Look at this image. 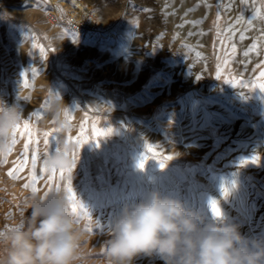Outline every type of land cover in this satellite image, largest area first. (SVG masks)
I'll return each instance as SVG.
<instances>
[{"label": "rangeland", "instance_id": "374dc122", "mask_svg": "<svg viewBox=\"0 0 264 264\" xmlns=\"http://www.w3.org/2000/svg\"><path fill=\"white\" fill-rule=\"evenodd\" d=\"M183 1L0 0V105L22 112L16 143L0 156V231L24 226L34 196L56 191L69 197L70 187L80 234L75 264H108L105 243L115 219L158 191L207 221L214 199L247 243L264 244V79L256 80L264 71V0ZM84 7L98 12V34L74 35L62 21L51 22ZM205 84L214 95L204 92ZM57 104L59 120L52 110ZM59 122L67 127L58 130ZM57 148L71 166L53 173L44 162ZM132 264L164 262L141 255Z\"/></svg>", "mask_w": 264, "mask_h": 264}, {"label": "clouds", "instance_id": "9594fccd", "mask_svg": "<svg viewBox=\"0 0 264 264\" xmlns=\"http://www.w3.org/2000/svg\"><path fill=\"white\" fill-rule=\"evenodd\" d=\"M52 110L59 120V105ZM21 119L19 107L0 105V156L11 151ZM66 127V122H59L58 130ZM44 166L57 171L71 165L60 150L48 156ZM213 201H208L213 219L207 221L179 199L149 193L115 219L105 243L108 264H132L141 255L158 257L164 264H264V244L247 243L238 225L225 222L217 201L219 215L213 211ZM70 203L63 192L53 191L43 199L34 196L24 226L0 231V264H75L80 234Z\"/></svg>", "mask_w": 264, "mask_h": 264}, {"label": "bare ground", "instance_id": "6f19581e", "mask_svg": "<svg viewBox=\"0 0 264 264\" xmlns=\"http://www.w3.org/2000/svg\"><path fill=\"white\" fill-rule=\"evenodd\" d=\"M184 1H185V0H184ZM184 1H183V2H184ZM188 1H189V0H188ZM203 1H204V0H203ZM208 1H210V0H208ZM189 2H190V1H189ZM210 2H212V1H210ZM191 3H193V2H191ZM198 3H199V2H198ZM205 3H206V2H205ZM193 4H194V3H193ZM208 4H210V3H208ZM188 5H190V4H188ZM196 5H197V4H196ZM203 5H204V4H203ZM69 6H70V7L73 6L71 2L69 3ZM193 6H194V5H193ZM193 6H192V7H193ZM209 6H210V5H209ZM218 6H219V5H218ZM226 6H227V5H226ZM185 7L187 8V6H185ZM219 7H220V6H219ZM230 7H231V6H230ZM199 8H200V7H199ZM206 8H207V7H206ZM211 8H212V7H211ZM191 9H192V8H191ZM201 9H202V8H201ZM227 9H228V8H227ZM193 10H194V9H193ZM204 10H205V9H204ZM189 11H190V10H189ZM198 11H199V10H198ZM207 11H208V10H207ZM198 13H199V12H198ZM221 13H222V12H221ZM226 13H227V12H226ZM195 14H196V13H195ZM203 14H204V13H203ZM223 14H225V13H222V16L225 17L226 14H225V15H223ZM234 14H235V13H234ZM30 15H31V14H30ZM187 15H189V14H187ZM204 15H205V14H204ZM204 15H203V16H204ZM208 15H209V14H208ZM228 15H229V14H228ZM228 15H227V16H228ZM192 16H193V15H192ZM209 16H210V15H209ZM209 16H208V17H209ZM51 17H52V16H51ZM216 17H217V15H216ZM199 18H200V17H199ZM52 19H53V21H56V22H58V23H60V21H61V20H59L58 18L56 19V18H54V17H53ZM200 19H201V18H200ZM226 19H228V20L230 19L229 21L232 22V20H231L230 17H229V18H226ZM198 20H199V19H198ZM216 20H217V19H216ZM195 21H196V20H195ZM205 21H206V20H205ZM233 22H235V21H233ZM229 23H230V22H229ZM229 23H228V25L231 24V23H230V24H229ZM199 24H200V23H199ZM224 24L226 25L227 23L224 22ZM215 25L217 26V23H216ZM225 25H224V26H225ZM231 25H232V24H231ZM236 25H237V24H236ZM239 25H240V24H239ZM203 26H204V25H203ZM235 27H237V26H235ZM239 27H240V26H239ZM225 28H226V27H224V29H225ZM217 29H218V28H217ZM203 30H204V29H203ZM230 30H231V29H230ZM252 30H254V29H252ZM199 31H201V30H199ZM224 31H225V30H224ZM245 31H246V30H245ZM247 31H248V30H247ZM249 31H250V30H249ZM254 31H255V30H254ZM201 32H202V31H201ZM65 33H66V35H68V36L70 37V34H69L68 32L65 31ZM207 33H208V31H207ZM257 33H258V32H257ZM209 34H210V33H209ZM247 34H248V33H247ZM74 35H75V34H74ZM74 35H73V36H74ZM256 35H257V34H256ZM134 36H135V35H134ZM134 36H132V37H134ZM65 37H66V36H65ZM201 37H202V36H201ZM262 37H263V36H262ZM66 38H68V37H66ZM75 38L78 40L79 43H82V41H79V39H78L77 37H75ZM79 38H80V37H79ZM135 38H136V36H135ZM257 38H258V37H257ZM208 39H209V38H208ZM260 39H262V38H260ZM71 40L76 41V40H74L73 38H72ZM13 41H14V40H13ZM73 41H72V42H73ZM131 41H132V40H131ZM133 41H134V40H133ZM76 42H77V41H76ZM78 42H77V43H78ZM135 42H136V41H135ZM200 42H201V41H200ZM207 43H208V42H207ZM218 43H219V42H218ZM225 43H226V42H225ZM82 44H83V43H82ZM230 45H232V44H230ZM232 46H233V45H232ZM83 48H84V47H83ZM80 49H81V48H80ZM120 49H121V48H120ZM132 49H134V48H132ZM132 49H130V50H132ZM134 50H135V53H132V54H136V52L139 51V50L136 51V49H134ZM224 50H226V49H223V52H225ZM229 50H231V47L228 48V52H229ZM232 50H233V49H232ZM232 50H231L230 52H232ZM116 51H117V50H116ZM116 51H115L114 53H116ZM125 51H126V50H125ZM132 51H133V50H132ZM200 51L202 52V50H200ZM218 51L220 52L221 50H218ZM108 52H109V51H108ZM121 52H122V51H121ZM121 52H120V53H121ZM127 52H128V51H127ZM127 52H126V53H127ZM263 52H264V51H263ZM17 53H18V52H17ZM17 53H16V54H17ZM114 53H113V54H114ZM195 53H196V52H195ZM110 54H111V53H110ZM116 54H117V53H116ZM128 54H129V53H128ZM128 54H126V57L129 56ZM218 54H219V53H218ZM139 55H140V54H139ZM222 55H223V54H222ZM234 55H235V54H234ZM20 56H21V53H20ZM115 56H116V55H113V57H115ZM121 56H122V55H121ZM187 56H188V55H187ZM194 56H195V55H193V59H194ZM215 56H216V51H215V55H214V57H215ZM227 56H229V55H227ZM261 56H263V55H261ZM15 57H17V59H18V56H17V55H16ZM191 57H192V56H191ZM202 57H203V56H202ZM230 57H232V55H230ZM19 58H20V57H19ZM108 58H109V57H108ZM116 58H117V57H116ZM123 58H124V57H123ZM130 58H131V57H130ZM130 58H129V60H130ZM228 58H229V57H228ZM259 58H260V57H259ZM20 59H21V58H20ZM118 59H119V56H118ZM124 59H125V60H124ZM124 59H123V60L126 61L128 58H127V59L124 58ZM133 59H134V58H133ZM185 59H186V58H185ZM185 59H184V60H185ZM191 59H192V58H191ZM191 59H190V60H191ZM195 59H196V58H195ZM195 59H194V60H195ZM208 59H209V58H208ZM260 59H264V57H261ZM18 60H19V59H18ZM28 60H29V59H28ZM114 60H116V59L114 58ZM120 60H121V59H120ZM123 60H122V62H124ZM31 61H32V60H31ZM130 61H132V60H130ZM262 61H263V60H261V63L263 64ZM118 62H119V60H118ZM127 62H128V61H127ZM127 62H124L122 65L124 66V64H126ZM132 62H133V61H132ZM132 62H131V63H132ZM171 62H172V61H171ZM28 63H29V61H28ZM120 63H121V61H120ZM169 63H170V62H169ZM129 64H130V62H129ZM132 64H133V63H132ZM135 64H136V63H135ZM218 64H219V63H218ZM28 65H29V64H28ZM165 65H166V64H165ZM165 65H164V66H165ZM188 65H189V64H188ZM260 65H261V64H260ZM117 66H118V65H117ZM125 66L127 67L128 65H125ZM131 66H132V65H131ZM167 66H168V65H166V67H167ZM171 66H172V65H171ZM176 66H178V65H176ZM255 66H256V65H255ZM258 68H259V66H258L256 69L258 70ZM261 68H262V66H261ZM171 69H172V68H171ZM262 69H263V68H262ZM188 70H189V69H188ZM191 70H192V69H191ZM260 70H261V69H260ZM260 70H259V71H260ZM259 71H258V72H259ZM189 72H190V70H189ZM260 72H261V71H260ZM231 73L233 74V71H232ZM35 74H36V73H35ZM172 74H173V72H172ZM190 74H191V73H190ZM229 74H230V73H229ZM235 74H236V73H235ZM259 74H260V73H259ZM38 75H39V74H38ZM225 75H226V74H225ZM227 75H228V74H227ZM172 76H173V75H172ZM257 76H258V75H257ZM169 78H171V77H169ZM218 78H219V77H218ZM218 78H217V79H218ZM228 78H229V77H228ZM259 78L261 79V77L258 76V78H256V80L259 79ZM230 79H232V78H230ZM236 79H237V78H236ZM174 80H175V79H174ZM203 80H204V79H203ZM222 80H223V79H222ZM227 82H228V81H227ZM233 82H235V80H234ZM254 82H255V81H254ZM260 82H261V81H260ZM231 83H232V82H231ZM258 83H259V82H258ZM18 84H19V83H18ZM220 84H221V83H220ZM254 84H255V83H254ZM259 84H260V83H259ZM198 85H199V86H200V85L203 86V84H201V80H200V79H197V86H198ZM205 85H206V84H205ZM221 85H222V84H221ZM256 85H257V84H256ZM202 86H201V87H202ZM217 86H219V85H217ZM223 86H224V85H223ZM223 86H222V87H223ZM237 86H238V85H237ZM237 86H235V84H234V87H233V88H235V87H237ZM33 87H34V86H33ZM207 87H211V86L206 85V87H205V89H204V90H205L204 92H206V93L209 95L210 92H212V91H210V90H213L212 88H214V87H212L209 91H208ZM224 87H225V86H224ZM23 88H24V87H23ZM199 88H200V87H199ZM217 88H218V87H217ZM226 88H227V87H226ZM237 88H239V87H237ZM172 89H173V88H172ZM200 89H203V88H200ZM20 90H21V88H20ZM194 90H196V91L198 92L199 89H198V90H197V89H194ZM224 90H225V89H224ZM228 90H229V89H228ZM258 90H259V88H258ZM219 91H220V90H219ZM232 91H233V90H232ZM241 91H242V90H241ZM197 92H196V93H197ZM213 92H215V91H213ZM234 92H235V91H234ZM168 93H169V92H168ZM171 93H172V92H171ZM223 93H224V91H223ZM223 93H222V94H223ZM191 94L193 95V93H191ZM198 94H201V93L198 92ZM132 95H133V94H132ZM164 95H165V94H164ZM196 95H197V94H196ZM202 95H203V94H202ZM210 95H214V94H210ZM226 95H227V93L225 94V97H226ZM173 96H174V95H173ZM194 96H195V95H194ZM197 96H198V95H197ZM199 96H200V95H199ZM223 96H224V95H223ZM261 96H262V95H261ZM148 97H149V96H148ZM165 97H166V96H165ZM168 97H169V96H168ZM192 97H193V96H192ZM204 97H205V96H204ZM204 97L202 96V98H204ZM213 97H214V96H213ZM230 97H231V96H230ZM23 98H24V97H23ZM193 98H197V97H193ZM206 98H207V97H206ZM210 98H211V97H210ZM228 98H229V97H228ZM246 98H247V97H246ZM262 98H263V97H262ZM135 99H136V98H135ZM167 99H168V98H167ZM170 99H171V97H170ZM208 99H209V98H208ZM231 99H233V98H231ZM263 99H264V98H263ZM263 99H262V100H263ZM4 100H5V99H4ZM140 100H141V99H140ZM210 100H211V99H210ZM213 100H214V99H212V101H213ZM225 100H226V99H225ZM262 100H260V103H261ZM218 101H219V99H218ZM226 101H227V102H228V101L230 102V99H227ZM233 101H234V100H233ZM214 102L216 103L217 101L214 100ZM217 103H219V102H217ZM258 103H259V102H258ZM45 104H46V103H45ZM155 104H157V103H155ZM169 104H170V103H169ZM223 104H224V103H223ZM230 104H232V103H230ZM34 105H35V104H34ZM36 105H37V104H36ZM163 105H164V104H163ZM193 105H194V104H193ZM195 105H196V104H195ZM233 105H234V103H233ZM235 105H236V104H235ZM239 105H240V104H239ZM44 106H45V105H44ZM50 106H51V105H50ZM147 106H148V104H147ZM173 106H174V105H173ZM197 106H198V103H197ZM197 106H196V108H197ZM225 106H226V104H225ZM227 106H228V105H227ZM166 107H167V106H166ZM176 107H177V106H176ZM231 107H232V106H231ZM259 107H260L261 109H263V110H261V113L264 115V101H263V104H261ZM154 108H155V107H154ZM173 108H174V107H173ZM191 108H192V110H194L193 107H191ZM191 108H190V109H191ZM218 108H219V107H218ZM226 108H227V107H226ZM257 108H258V105H257ZM186 109H187V108H186ZM237 109L239 110L240 108H237ZM242 109H243V108H242ZM258 109H259V108H258ZM258 109H257V110H258ZM41 110H42V109H41ZM137 110H138V109H137ZM153 110H154V109H153ZM215 110H219V109H215ZM243 110H245V109H243ZM243 110H242V111H243ZM37 111H38V110H37ZM139 111H140V110H139ZM189 111H190V110L188 109V112H189ZM197 111H198V110H197ZM226 111H227V110H226ZM228 111H229V108H228ZM228 111H227V112H228ZM230 111H231V110H230ZM232 111H234V110H232ZM232 111H231L230 113H231L232 115H234L235 113L233 112V113H234V114H233ZM240 111H241V110H240ZM258 111L260 112V109H259ZM214 112H215V111H214ZM218 112H219V111H218ZM218 112L216 111L215 113L217 114ZM220 112H222V114H224L223 111H220ZM245 112H246V111H245ZM190 113H191V111H190ZM190 113H189V114H190ZM230 113H229V114H230ZM241 113H242V112H241ZM243 113H244V112H243ZM187 114H188V113H187ZM189 114H188V115H189ZM227 114H228V113H227ZM229 114H228V115H229ZM245 114H246V113H245ZM41 115H42V114H41ZM203 115H205V114H203ZM220 115H221V114H220ZM220 115H219V116H220ZM224 115H225V114H224ZM224 115H223V117H224ZM228 115H226V117H227ZM232 115H230L229 117H232ZM235 115L239 116V114H235ZM240 115H241V114H240ZM44 116H45V114H44ZM129 116H130V115H129ZM189 116H190V115H189ZM191 116H194V115H191ZM214 116H217V117H218V115H215V114H214ZM214 116H213V117H214ZM244 116H245V115H244ZM42 117H43V116H42ZM207 117H209V116H207ZM221 117H222V116H220L219 119H220ZM223 117H222V118H223ZM239 117H241V116H239ZM245 117H247V116H245ZM261 117H262V116H261ZM188 118H189V117H188ZM214 118L216 119V117H214ZM222 118H221V119H222ZM248 118H249V117H248ZM259 118H260V117H259ZM263 118H264V117H263ZM192 119H193V118H192ZM199 119H200V118H199ZM207 119H208V118H207ZM238 119H239V118H238ZM240 119H241V118H240ZM244 119H246V118H244ZM256 119H257V117H256ZM213 120H214V119H213ZM249 120H250V119H249ZM162 121H163V120H162ZM166 121H167V120H166ZM200 121H201V120H200ZM251 121H252V120H250V122L248 121L249 124H250V123H252L253 125L256 124V122L253 123L254 121H252V122H251ZM191 122H194V121H191ZM212 122H214V121H212ZM230 122H231V121H230ZM246 122H247V121H246ZM248 122H247V123H248ZM262 122H264V121H262ZM262 122H260L259 124L261 125ZM177 123H178V122H177ZM189 123H190V122H189ZM257 123H258V122H257ZM182 124H183V123H182ZM171 125H173V124H171ZM262 125H263V124H262ZM166 126H167V125H166ZM256 126H257V125H256ZM175 127H176V125H175ZM179 128H180V127H179ZM182 128H183V127H182ZM179 130H180V129H179ZM181 130H182V129H181ZM183 131H184V130H183ZM160 133H161V132H160ZM162 133H163V132H162ZM162 133H161V136H162ZM183 133H185V131H184ZM187 133H188V131H187ZM163 135H164V134H163ZM159 136H160V135H159ZM165 136H166V135H164V137H165ZM187 136H188V135H187ZM162 137H163V136H162ZM188 137H189V136H188ZM202 137H203V136H202ZM169 138H170V137H169ZM185 139H186V136H185ZM183 140H184V139H183ZM208 141H209V140H208ZM219 141H221V143H222V140H219ZM219 141L215 140L216 144H217V142L219 143ZM182 142H183V141H182ZM184 142H185V141H184ZM188 143H189V142H188ZM78 144H79V143H78ZM175 145H176V144H175ZM183 145H184V144H183ZM202 145H203V144H202ZM221 145H222V144H221ZM209 146H210V145H209ZM216 146H217V145H216ZM217 148H218V147H217ZM29 149H30V148H29ZM177 149H178V148H177ZM185 149H186V148H185ZM195 149H196V148H195ZM202 149H203V148H201V150H202ZM205 149H206V148H205ZM36 150H37V149H36ZM203 150H204V149H203ZM184 152H185V151H184ZM201 152H202V151H201ZM215 152H216V151H215ZM190 153H191V152H190ZM197 154H198V153H196V155H197ZM187 155H188V154H187ZM189 156H191V155H189ZM185 158H186V157H185ZM193 158H194V156H193ZM253 158H254V157H253ZM183 159H184V158H183ZM195 159H196V158H195ZM262 159H263V158H262ZM262 159H261V160H262ZM5 160H6V159H5ZM250 161H251V160H250ZM253 162H254V160H253ZM249 164H251V163H249ZM255 164H256V163H255ZM251 165H254V163L251 164ZM251 165H250V166H251ZM250 166H249V167H250ZM255 166H257V165H255ZM255 166H252V167H255ZM108 169H109V168H108ZM232 169H233V168H232ZM251 170H252V169H251ZM251 170H249V171H251ZM256 170H257V169H256ZM60 171H61V170H60ZM235 173H236V172H235ZM55 175H56V174H55ZM235 175H236V174H235ZM11 176H12V175H11ZM243 177H244V176H243ZM249 178H250V177H249ZM8 179H9V178H8ZM30 179H31V178H30ZM236 179H237V178H236ZM13 180H14V179H13ZM236 182H237V180H236ZM44 183H45V182H44ZM32 184H33V183H32ZM40 184H41V183H40ZM38 186H39V185H38ZM17 187H18V186H17ZM27 189H28V188H27ZM24 191H25V190H24ZM27 191H29V190H27ZM32 192H33V191H32ZM40 193H41V192H40ZM32 194H34V193H32ZM37 194H38V193H37ZM40 195H41V194H40ZM192 195H193V194H192ZM194 195H195V194H194ZM195 201H196V200H195ZM195 201H194V202H195ZM71 204H72V203H71ZM82 204H83V203H82ZM74 205H76V204H74ZM80 207H81V209H82L83 206L80 205ZM112 207H113V206H112ZM112 207H111V208H112ZM76 208H77V207H76ZM77 209H78V208H77ZM82 211H83V210H82ZM91 212H92V211H91ZM101 221H102V220H101ZM92 224H93V223H92ZM1 252H2V251H1Z\"/></svg>", "mask_w": 264, "mask_h": 264}, {"label": "built area", "instance_id": "2783aa9c", "mask_svg": "<svg viewBox=\"0 0 264 264\" xmlns=\"http://www.w3.org/2000/svg\"><path fill=\"white\" fill-rule=\"evenodd\" d=\"M52 18L53 17H51V19ZM61 19L60 20L67 30L75 35H95L103 28L98 12L86 7L78 9L73 13H68L65 17L62 16ZM52 21L53 19L51 22Z\"/></svg>", "mask_w": 264, "mask_h": 264}, {"label": "snow or ice", "instance_id": "6c2138e0", "mask_svg": "<svg viewBox=\"0 0 264 264\" xmlns=\"http://www.w3.org/2000/svg\"><path fill=\"white\" fill-rule=\"evenodd\" d=\"M245 55H247V53H245ZM260 77H261L262 79H264V71L260 72ZM27 86H28V85H27V81H25V87H27ZM259 87H260L261 90H264V83H261V84L259 85ZM23 128H24V130H25L26 133L29 131V125H28V124H24V125H23ZM93 130L96 132V135H98V136H99V135H103V133H101V132H99L98 130L95 129V126H93ZM18 131H19V125H17L16 129H14V131H13V137L17 135ZM109 131H111V130H109ZM80 142L83 143V140H81ZM15 143H16V140L13 139V140H12V144H15ZM47 143H48V141L45 140V144H47ZM24 147H25V148H28V147H29V144H25ZM56 151H59V148H57ZM147 151H148L149 153L153 154V156H158V155H159V154L156 152V150H155L151 145L148 146ZM164 159H171V157H170V156H166V157H164ZM146 160H147V156H145V157H143V158L141 159V161H140V163H139V165H138L141 169L144 167V164H145V161H146ZM32 162H33V163L35 162V159H34V158H33V161H32ZM160 165H161V167L164 166L163 163H161ZM45 169H46V168H45ZM16 171H19V169H16ZM52 172L55 173L56 171L53 170ZM60 174L63 175V172H61ZM9 175H14V173H13V172H9ZM33 183H35V180H33ZM28 186H29V185H27V184L25 185V187H28ZM33 191H35V190H33ZM67 191L70 193V195H69V199H70V200H74V199H75V194L72 193V189L69 187V188L67 189ZM71 209H72L73 212H76V211H77L76 206H72ZM213 211L216 212L217 215H219V209L216 207L215 201H213Z\"/></svg>", "mask_w": 264, "mask_h": 264}]
</instances>
